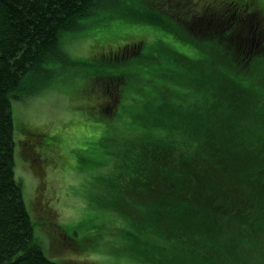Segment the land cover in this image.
Here are the masks:
<instances>
[{
	"label": "trees",
	"instance_id": "16d2710c",
	"mask_svg": "<svg viewBox=\"0 0 264 264\" xmlns=\"http://www.w3.org/2000/svg\"><path fill=\"white\" fill-rule=\"evenodd\" d=\"M224 4L226 12L230 9L232 12L222 20L228 25L233 23L225 33L212 27L209 20L203 24L193 16L182 20L175 27L177 30H173L170 20L161 18L160 13L155 14L169 25V30L159 28V35L170 33L174 39L193 45V54L175 49L176 52L156 55L149 48L147 56H143L145 60L135 62L140 65L139 70L143 67L138 78L145 82L144 89L137 91L145 103L140 108L124 111L122 162L118 171L111 172L112 177L108 176L109 188L102 202L94 201L98 210L125 213L127 229L123 231V237L126 246L135 248L140 257L146 248H208V243L211 247L216 239L219 241L218 237L206 238L205 230L198 229L199 207L194 206L208 198L210 215L221 222L232 219L231 209L223 207L227 200L209 195L215 183L208 159L209 162L218 161L225 151L246 154L240 161L242 169L238 170L236 181L241 183L251 204L264 202V94H253L252 102L247 101L251 88L262 89L258 73L262 70L260 65H264V0H225ZM119 7L123 8L122 0H0V264H57L45 256L37 241L34 227L38 223L35 224L28 213L21 184L15 179L14 150L17 144L12 102L25 101L41 93L50 83L47 82L53 72L47 68L50 64L59 66L58 71L71 68L79 72L81 68L74 65L87 66L88 61H70L69 64L71 58L62 51L59 38L62 34L82 30V22L100 14L121 17ZM137 19L154 21L145 16ZM250 22L254 26L253 32L244 35L240 27ZM191 27L203 29L193 32ZM252 46L260 51L255 56L250 54ZM215 54L218 60H214ZM100 56L90 60L109 61ZM155 65L159 67L155 69ZM114 66L111 67L118 70ZM100 68L92 73L91 81L95 79L93 76H106L104 65ZM217 71L221 77L217 87H212ZM110 73L114 77L117 71ZM156 78L159 81L154 85L152 82ZM120 80L121 75L117 73L114 81L121 85ZM124 87L123 80V90ZM225 93L230 97H225ZM120 94L117 89L115 102L111 104L105 98L99 100V112L106 119L104 125L93 126L94 131L103 127L105 131L107 126L108 135L104 137L102 133L94 149L103 154L114 146L110 134L118 127L110 120H119L117 115L111 116L120 101ZM123 100L132 102L134 98L125 95ZM138 100L135 99L134 105ZM136 114L138 117L134 116ZM140 120L144 123L142 127L148 129V125L151 126L153 138L144 131L145 138L137 137L136 124ZM218 120L224 128L217 125ZM216 139L218 143H212ZM45 146L49 154L50 147ZM218 149H221L219 153ZM26 150L22 151L24 156ZM106 159L96 160L91 165L92 170L109 164ZM88 160V157H82V165ZM197 185H203L204 197L195 190ZM190 186L192 191L185 195ZM125 205L126 208L130 206V213L126 212ZM190 208L197 211V215L185 225L183 221L188 217L179 216V212ZM61 229L64 230L63 225ZM71 233L75 231L71 230ZM100 240L98 236H86L76 245L95 249ZM189 258L181 254L184 264H189ZM206 258L210 257L206 255Z\"/></svg>",
	"mask_w": 264,
	"mask_h": 264
},
{
	"label": "rangeland",
	"instance_id": "374dc122",
	"mask_svg": "<svg viewBox=\"0 0 264 264\" xmlns=\"http://www.w3.org/2000/svg\"><path fill=\"white\" fill-rule=\"evenodd\" d=\"M122 1L123 8H118L122 11L121 17L100 14L82 22L84 23L82 30L62 34L59 38L62 51L71 58L69 64L88 61L87 66L82 68L74 65L81 68L79 72L71 68H62L58 71L56 69L59 66L50 64L47 68L52 69L53 72L47 79L50 83L44 86L43 91L25 101L12 102L14 137L17 144L14 150V175L21 184L26 209L35 224L38 223L34 227L35 233L45 256L57 264H180V261L184 264L181 254L191 257L188 259L189 264H264V202H261V205L258 201L251 204L250 197L240 186L241 183L236 181L238 170L242 169L240 161L246 157V154L242 155L243 153L240 154L238 151L234 153L225 151L220 154L218 161L214 159V162H209L208 159V168L214 175L215 183L211 187V192L209 190V195L227 200L223 207L231 209L234 214L232 219L221 222L210 215L208 198L202 199L204 204L200 200L199 204L194 206L199 207L197 208L198 229L202 232L205 230L206 238L218 237L219 241L217 239L214 241L215 246L211 243L210 247L208 243V248H174L173 250L146 248L140 257L135 248L132 250L126 246L123 237V231L127 229L125 213L96 209L98 204L94 200L102 202L103 195L106 194L107 187L109 188L106 183L108 176L112 177L111 172L116 173L122 162L120 151H123L121 146L123 117H125L123 113L131 107L140 108L141 104L143 106L145 103L137 91L138 88L144 89L145 82L138 78L143 67L139 70L140 65L135 62L145 60L149 48L156 55L176 52L175 49L193 54V45L174 39L170 33L159 35L157 32L159 28L166 27L169 30L167 27L169 25L161 18L170 20L174 26L171 27L173 30H177L175 27L191 16L203 24L204 21L209 20L208 23L212 27L219 28L224 33L233 24L228 25L222 20L232 12L231 9L227 12L224 9L225 0ZM157 13L162 17L158 18L155 15ZM140 16L149 17L155 22L138 20ZM250 25L251 22L247 23L245 29H249ZM242 26H244L243 22ZM191 28L193 32L203 29ZM243 28L240 27V32H243ZM249 31L251 32L250 29ZM232 37L234 38V35ZM254 48L252 46L250 52L253 56L260 52L256 46ZM97 55L109 61L102 60L100 63L90 60ZM214 60H218L217 54L214 55ZM100 65H104L107 77L93 76L95 79L91 81L92 73L101 69ZM113 65L118 70L112 68ZM158 67L155 65V69ZM260 68L262 70L258 73V81L262 89L256 91L259 87L251 88L247 98L250 103L251 95L264 94L263 63ZM112 70L121 75V85L114 81L117 73L112 77L110 73ZM218 74L217 71L213 77L212 87H217L220 76ZM158 81L156 78L152 83L156 85ZM117 89L121 91V98L111 117L117 115L119 120L110 121L118 127V130L110 134L113 136L111 143L114 146L107 148L103 154L94 148L98 146L102 133L104 137L108 135V127L105 126V131L103 127L96 132L93 126L104 125L106 119V116L99 112L101 108L99 100L105 98L109 103L115 102ZM125 95H129L134 100L124 101ZM225 97L229 98V93H225ZM135 99L140 100L136 105H134ZM134 116L138 117V114ZM107 120L109 122L108 118ZM143 124L141 120L136 124L137 137L145 138L142 133L144 131L153 138L154 131L151 126L148 125L147 129L142 127ZM217 125L224 128L221 120L217 121ZM212 143L217 144V139ZM45 145L50 147L49 154ZM24 148H27L25 156L22 152ZM220 150L218 149L217 152L219 153ZM82 157L89 158L84 165H82ZM105 157L109 164L92 170L91 165ZM221 160L222 162H219ZM192 189V186L187 187L184 194ZM195 190L201 192L204 197L203 185H197ZM125 210L130 213V206L126 208L125 205ZM197 211L194 212L191 208L182 209L179 216L188 217L183 221L186 225V222H191L197 215ZM62 225L65 231L61 229ZM71 230L75 233H71ZM86 236L100 237L98 248H79L77 245ZM151 251L153 254L150 253ZM177 254L178 258H176ZM206 255L210 258H206Z\"/></svg>",
	"mask_w": 264,
	"mask_h": 264
},
{
	"label": "flooded vegetation",
	"instance_id": "af4514ba",
	"mask_svg": "<svg viewBox=\"0 0 264 264\" xmlns=\"http://www.w3.org/2000/svg\"><path fill=\"white\" fill-rule=\"evenodd\" d=\"M246 25V24H245ZM245 27H247V26H245ZM245 27L243 28V33H244V35H249V34H251L252 32H253V24L252 25H250V30H251V32L249 31V29H245ZM30 135H33V134H31L30 133ZM29 138V137H28Z\"/></svg>",
	"mask_w": 264,
	"mask_h": 264
}]
</instances>
